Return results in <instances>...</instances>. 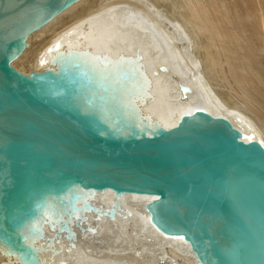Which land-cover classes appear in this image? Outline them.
Returning a JSON list of instances; mask_svg holds the SVG:
<instances>
[{"label": "bare ground", "instance_id": "6f19581e", "mask_svg": "<svg viewBox=\"0 0 264 264\" xmlns=\"http://www.w3.org/2000/svg\"><path fill=\"white\" fill-rule=\"evenodd\" d=\"M176 142L197 164L171 179L85 174ZM255 150L264 0H0V264H202L168 194L200 218L217 264H264ZM220 163L233 169L221 177ZM29 202L36 238L51 228L41 248L17 224Z\"/></svg>", "mask_w": 264, "mask_h": 264}, {"label": "rangeland", "instance_id": "374dc122", "mask_svg": "<svg viewBox=\"0 0 264 264\" xmlns=\"http://www.w3.org/2000/svg\"><path fill=\"white\" fill-rule=\"evenodd\" d=\"M187 11H189V10H187ZM43 24L40 26L42 27ZM199 127H203V126L199 125ZM32 132H37V131L33 130ZM32 132H31V134H32ZM65 147L66 146H64V148ZM66 149L72 154H75V153L79 154V152H75V150H73L72 147H66ZM187 149L188 148L185 145L181 144V142H176L175 145H169V144L159 145V146L157 145L156 147H153V148L150 147V149H146L143 151H141V149H140L141 152L139 150H137V153L132 154V155H130L129 153H125V154H123V156L118 155L119 158H122L120 160L119 159L113 160V162H111V160L108 161L110 163L118 164L117 166H113L112 168H109L106 171H99L100 169H97L94 172H90V175L95 176V177H97V176L99 177L101 175H109V174H114V173H119V174L121 173V174H128V175H132V174H135V175H146V174H148V175H150V174H153V176L157 175V177H161L163 179H166L164 174L172 173L173 171L177 170L178 168H180L182 166H186L189 164L193 165L194 163H196L195 161L184 160L188 156H190L192 153H194V154L197 153L196 151L188 152ZM144 151L146 152L145 155L143 153ZM82 154L83 155L80 157L82 159H87V158L90 159V157H93V156H91V155H93L91 153H89L90 157L87 156L86 152H83ZM181 158H183V159H181ZM170 161H174L175 163L178 164V166L173 167L174 170H173V168L170 169L171 167L164 166V165H167V162H170ZM191 162H192V164H191ZM223 164L224 163L219 164L221 167L218 165V167L220 168L218 173H217V171H215V173L221 177L224 176V174L228 170L233 169V166L231 164H229V163H227L229 165H225V164L223 165ZM161 167H162V169H161ZM66 168L69 170H73L69 167H66ZM161 170H162V172H161ZM73 171L79 172V170H73ZM81 173H84V172H81ZM222 184H223V182H222ZM226 184L229 185L228 182H226ZM254 190H257L256 187L254 188ZM261 192L262 191H260V189H259L257 194L259 196L264 197V193L263 192L261 193ZM225 199L226 198L221 199L223 203L230 201V200L224 201ZM64 202H65V200H63V202H61V204H63ZM28 208H29L28 212H30V214H32V212H33L32 216H30V214H27V217L20 222L17 221V224L20 225V227L22 226V228L25 230V232L29 234L30 238L32 237V240L33 241L35 240L37 242V245L36 244L35 245L39 246V242H41L43 244V242H45V240H47V238H49V232H51V228H49V230H45V228H43V231L40 233L41 236H39V238H36L37 234H35L34 229L37 228L38 226H34L35 225L34 221H36L35 218H37V216H41V213L39 212V210H37V208H35V210H33V205L31 202H29ZM41 217H43V216H41ZM37 220H39V218H37ZM53 230H55V228H53ZM57 232H59V230H57ZM29 236H28V238H29ZM33 236L35 238H33ZM45 236H47V238H45ZM57 236H59V234H57ZM69 236H71V235H69ZM75 236H77V238H79V232H77V234H75ZM71 237H73V236H71ZM30 238L28 239L29 241H31ZM53 242H55V240H53ZM39 248H41V246H39ZM25 249H27V248H25ZM45 249L47 250V248H45ZM35 253L38 254L41 252H39V250H35ZM43 254L45 255V252H43ZM54 255L55 254H51V256H54Z\"/></svg>", "mask_w": 264, "mask_h": 264}, {"label": "water", "instance_id": "95a60500", "mask_svg": "<svg viewBox=\"0 0 264 264\" xmlns=\"http://www.w3.org/2000/svg\"><path fill=\"white\" fill-rule=\"evenodd\" d=\"M50 110V109H47ZM71 121V120H69ZM32 131L28 132L31 133ZM37 132H32L30 136L33 137H39L41 138V135L36 134ZM36 134V135H33ZM28 140V139H26ZM49 141V140H48ZM50 143L52 141H49ZM230 142V141H228ZM54 144V143H52ZM230 143H228L229 145ZM253 144V143H251ZM135 146V144H133ZM258 147L260 146L259 143H257ZM133 146V147H134ZM211 146V145H210ZM132 148V147H131ZM131 148H129L127 151H129ZM211 149V147H209ZM145 155V151L143 152ZM248 159H264V155L259 154L258 150L252 151V153H248L244 156ZM133 158V157H132ZM135 158V157H134ZM241 158V157H240ZM86 175H90V172L86 173ZM164 176H167L164 174ZM171 179V177H169ZM168 180H163L162 183L164 186H166ZM173 181V180H172ZM168 199H170V203L167 206V213L172 217L173 220L177 221V225L179 227V232L182 233V235H187L188 239L194 244L196 251L198 252L199 259L202 264H217L216 256H215V248H214V242L212 238L207 234L206 230L204 229V226L202 224V221L199 217L195 215V213L191 210V207L189 203L185 199H180L178 196H174L171 194L167 195ZM166 196H161L156 202L155 207H158V203H160L162 200H164ZM151 213V222L155 224L159 229L162 231H169L166 230V228L158 222L156 213L154 210L150 211ZM164 232V233H165ZM171 233V231L169 232ZM177 237V233L175 234ZM186 240V238H185Z\"/></svg>", "mask_w": 264, "mask_h": 264}]
</instances>
